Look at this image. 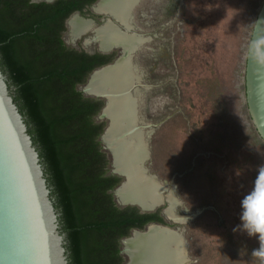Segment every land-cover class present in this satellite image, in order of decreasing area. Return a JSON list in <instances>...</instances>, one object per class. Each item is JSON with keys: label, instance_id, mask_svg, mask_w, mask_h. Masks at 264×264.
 Wrapping results in <instances>:
<instances>
[{"label": "rangeland", "instance_id": "obj_1", "mask_svg": "<svg viewBox=\"0 0 264 264\" xmlns=\"http://www.w3.org/2000/svg\"><path fill=\"white\" fill-rule=\"evenodd\" d=\"M262 1L140 0L136 34L150 40L130 55L140 73L135 87L150 131L146 166L152 176L144 175L141 162L138 167L162 185L161 200L168 201L162 207L171 208L173 198L175 216H165L185 221L177 234L186 264H264V241L233 231L241 223L240 202L264 167V143L244 102L245 56ZM63 39L69 40L68 27ZM259 179L264 183V174Z\"/></svg>", "mask_w": 264, "mask_h": 264}, {"label": "trees", "instance_id": "obj_2", "mask_svg": "<svg viewBox=\"0 0 264 264\" xmlns=\"http://www.w3.org/2000/svg\"><path fill=\"white\" fill-rule=\"evenodd\" d=\"M75 1L0 0V68L44 165L68 264H123L120 240L162 218L115 202L122 178L106 174L99 140L105 124L95 121L103 101L77 89L111 58L64 43V20L80 7Z\"/></svg>", "mask_w": 264, "mask_h": 264}, {"label": "water", "instance_id": "obj_3", "mask_svg": "<svg viewBox=\"0 0 264 264\" xmlns=\"http://www.w3.org/2000/svg\"><path fill=\"white\" fill-rule=\"evenodd\" d=\"M46 1L52 2L53 0ZM136 1L138 4L139 0ZM104 14L107 18L103 20L102 24L110 22L117 27V24L113 22V20L116 21L113 15ZM119 29L128 35L136 34L132 26L130 28L121 24ZM114 49H118L121 54L122 48L116 45H112L104 52ZM120 56L110 63L93 69L85 82L94 71L113 66ZM139 79L140 73L138 77L136 76L127 83L128 92L133 93L137 89L135 83L139 82ZM8 84V78L0 68V264H68L66 234L60 229V213L55 207V199L51 195V187L47 181L44 165L36 145L28 133L25 117L13 99V88ZM82 93L84 96L103 101L97 116L99 119L107 120V125L104 126L99 140L103 149L109 154L110 172L122 178L121 182L112 190L114 194V191L126 181V172L124 169L116 170L114 168L113 151L104 146L102 142L103 135L110 123L103 114L109 92L101 91L95 95H87L83 91ZM244 102L250 122L259 139L264 143V0L257 11L245 56ZM139 130L142 131V141L144 142V157L141 167L144 175L152 176L148 173L146 166L149 159L148 137L150 131L145 127L144 122L140 120L132 131L124 128L121 136L125 135L128 138L132 132ZM114 199L121 208L128 205L136 206L141 213H153L161 209L164 216V210L168 205L167 199L164 201L163 198L160 203L150 208H144L137 202H119L115 195ZM165 202L167 205L162 207ZM176 214L181 217L178 212ZM165 218L171 221H166L167 223L176 225L168 226L150 222L142 229L133 228L129 236L121 239V244L123 245L124 239L130 237L135 231L145 232L150 226L160 227L182 235L183 228L179 224H183L185 221H174L166 216ZM121 252L124 254L123 246ZM186 262L187 260L184 261L185 264Z\"/></svg>", "mask_w": 264, "mask_h": 264}, {"label": "bare ground", "instance_id": "obj_4", "mask_svg": "<svg viewBox=\"0 0 264 264\" xmlns=\"http://www.w3.org/2000/svg\"><path fill=\"white\" fill-rule=\"evenodd\" d=\"M136 5V0H101L96 7L98 11H108L107 14L114 15L127 27L129 26V15ZM74 18H70L68 21L69 40H65L73 45L91 27L89 22H80ZM134 36L137 39H134ZM141 41L138 34L131 36L120 32L109 23L96 29L92 37H87L84 40L85 46L95 42L101 50H108L112 45H116L123 49L122 57L120 56L113 66L94 71L82 91L87 95H95L101 91L109 92L103 114L110 123L103 135L102 142L104 146L113 151L114 168L116 170L124 169L126 172V181L114 191L116 199L119 202H137L144 208H150L158 204L155 202L161 200L162 186L158 182L144 177L140 172L141 167H138L144 157L142 131H134L128 138L125 135L121 136L124 128L132 131L133 127L142 120L140 111L142 93L137 89L131 93L126 88L127 83L139 75L136 63H134L136 67L131 64L132 56L130 54L135 50L133 46L140 45ZM172 199L170 196L169 206L171 208H167L164 212L169 218L175 216L174 200ZM181 242L179 234L150 226L145 232L135 231L130 237L124 239L123 252L128 257L127 264H185L187 252Z\"/></svg>", "mask_w": 264, "mask_h": 264}, {"label": "flooded vegetation", "instance_id": "obj_5", "mask_svg": "<svg viewBox=\"0 0 264 264\" xmlns=\"http://www.w3.org/2000/svg\"><path fill=\"white\" fill-rule=\"evenodd\" d=\"M32 2H40V1H44V2H47L46 0H38V1H34V0H31ZM54 1V0H53ZM52 1V2H53ZM101 0H77V1H75V4L76 5H78V6H80L79 8H75L74 10H72V12L66 17V19L64 20V26H65V31H66V28L68 27V21H69V19L71 18H73V17H75L74 19H76L77 21H80V22H89L90 23V25H91V27H90V30L89 31H87L85 34H87L88 32H90L92 35L91 36H88V37H92L94 34H95V31H96V29H98L100 26H103L105 23H109L110 25H112L110 22H105V23H103L102 24V22H103V20H105L106 18H107V16L104 14V13H108V11H98L97 10V5L99 4V2H100ZM48 3H51V2H48ZM141 8V3H140V0H139V3H138V5H136L133 9H132V11H131V14L129 15L130 16V18H129V21H128V23H129V25L130 26H132L134 29V31L135 32H137V30L136 29H138L137 27V18H136V16L138 15V14H140V9ZM113 17H114V15H113ZM115 18V17H114ZM116 19V18H115ZM116 21H117V23L119 24V23H121L120 21H118L117 19H116ZM102 24V25H101ZM121 24H123V23H121ZM93 25L95 26V25H97L96 27H94L93 28ZM124 25V24H123ZM99 26V27H98ZM113 27H115L114 25H112ZM115 28H117V27H115ZM118 29V28H117ZM120 30V29H119ZM64 31V32H65ZM64 32H63V34H64ZM120 32H122V31H120ZM62 34V35H63ZM143 37H140V39H142V41H141V44L142 43H144V42H148L149 40H150V36H145V35H143V34H141ZM132 36V35H131ZM87 38V36H84V37H82V41H81V44H82V47L80 48V49H78V48H75L74 47V45L73 44H71V43H67L66 41H64V39H63V36H62V39H63V41H64V43L66 44V45H68V44H70V45H72V46H70V47H73L74 49H77V50H83L84 52H86V53H88V54H93V53H100V54H102V55H106L107 57H110L111 58V60L108 62V63H110V62H112L113 60H115L116 58H118L119 57V55H121L120 53H119V50L118 49H114V50H112V51H110V52H104V50H102L101 51V49L99 48V45L97 44V43H93V44H96L97 45V48H96V50H94V49H91L90 51H87L86 49H85V42H84V40ZM134 39H137V37H135L134 36ZM77 41V40H76ZM136 44V43H135ZM141 44L140 45H134L133 46V48H135V49H137V47L139 48L140 46H141ZM69 46V45H68ZM100 49V50H99ZM123 50V49H122ZM132 52V51H131ZM124 53V52H123ZM124 56V55H123ZM122 57V56H121ZM118 61V60H117ZM116 61V62H117ZM106 64V63H105ZM131 64L132 65H134V63H133V61L131 60ZM135 67H136V65H134ZM99 67V66H98ZM137 68V67H136ZM107 174V173H106ZM116 187V186H115ZM114 187V188H115ZM161 209H158V210H156L155 212H153V213H156L157 211H158V215H159V217H161L162 218V220L161 221H158V220H154V221H150V222H153V223H160V224H166V225H168V226H175V225H172V224H169V223H167L166 221H165V217L163 216V214L161 213V211H160ZM141 213V212H140ZM150 222H148V223H150ZM147 223V224H148ZM146 225V224H145ZM131 232V231H130ZM130 235V234H129ZM128 235V236H129ZM120 245H121V240H120Z\"/></svg>", "mask_w": 264, "mask_h": 264}, {"label": "clouds", "instance_id": "obj_6", "mask_svg": "<svg viewBox=\"0 0 264 264\" xmlns=\"http://www.w3.org/2000/svg\"><path fill=\"white\" fill-rule=\"evenodd\" d=\"M262 174L264 167L259 169L252 190L241 200V223L233 229L234 232L244 231L249 237L258 236L260 241H264V183L259 179Z\"/></svg>", "mask_w": 264, "mask_h": 264}]
</instances>
